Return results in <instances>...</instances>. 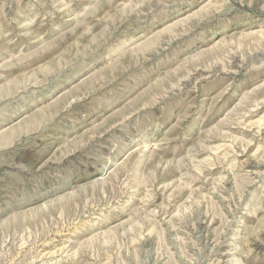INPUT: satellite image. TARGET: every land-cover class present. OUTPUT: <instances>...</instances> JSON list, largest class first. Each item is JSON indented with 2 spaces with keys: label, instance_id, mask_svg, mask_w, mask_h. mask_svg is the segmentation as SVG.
I'll return each instance as SVG.
<instances>
[{
  "label": "rangeland",
  "instance_id": "374dc122",
  "mask_svg": "<svg viewBox=\"0 0 264 264\" xmlns=\"http://www.w3.org/2000/svg\"><path fill=\"white\" fill-rule=\"evenodd\" d=\"M0 264H264V0H0Z\"/></svg>",
  "mask_w": 264,
  "mask_h": 264
}]
</instances>
